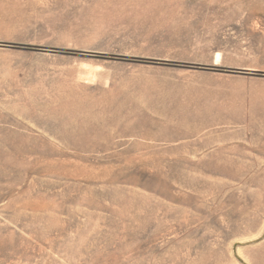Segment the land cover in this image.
Wrapping results in <instances>:
<instances>
[{"label": "rangeland", "instance_id": "374dc122", "mask_svg": "<svg viewBox=\"0 0 264 264\" xmlns=\"http://www.w3.org/2000/svg\"><path fill=\"white\" fill-rule=\"evenodd\" d=\"M0 264H264V0H0Z\"/></svg>", "mask_w": 264, "mask_h": 264}]
</instances>
